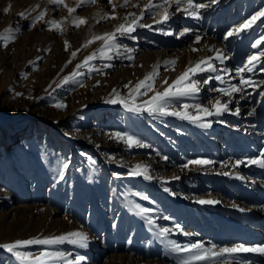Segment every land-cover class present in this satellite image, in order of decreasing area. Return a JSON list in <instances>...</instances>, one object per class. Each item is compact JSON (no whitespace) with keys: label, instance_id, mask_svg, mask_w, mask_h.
Masks as SVG:
<instances>
[{"label":"rangeland","instance_id":"1","mask_svg":"<svg viewBox=\"0 0 264 264\" xmlns=\"http://www.w3.org/2000/svg\"><path fill=\"white\" fill-rule=\"evenodd\" d=\"M148 2L128 0L121 7L124 0H112L111 4L108 0H97L95 4L76 8L77 0H64L69 7L76 8L70 15L66 7H57L49 0H0V212H3L0 244L51 238L73 231H82L89 237L86 248L67 241L21 246L16 251L31 254L24 261L0 249V264H34V257L41 252L56 251L70 253L69 259L85 256L81 264H181L192 253L174 251L168 241L185 245V239L174 226L179 225L177 218L184 209V202L192 209L194 217L187 232L206 231L212 235L216 239H212V243L207 241L206 248L215 246L214 251L224 248L222 244L234 246V240L223 241L218 235L223 230L224 219L237 216L227 213L225 208L212 215L213 206L233 207L235 200H240V194L244 198V204H241L244 209L264 202V168L247 163L249 159L264 157L259 153V145L264 142V106L259 103L264 95V71L251 79V86L244 87L242 94L235 95L242 100L228 103L229 112L240 106L237 115L242 119L240 124L235 116H225L223 122L216 125L203 117L196 122L210 125L201 127L206 130L203 134L212 146L209 157L213 160L203 166L205 170L189 173L184 171L186 167L177 169L175 163V157L180 155V148L176 147L179 139L175 124L184 119L145 110L150 105L144 102L159 92L156 79L150 81L151 90L141 89L143 94H133L132 89L143 79V71H133L132 57L125 60L126 51L138 45L140 40L146 43H141L142 49L136 55L166 52L178 60L187 50L197 53L203 46L219 47L228 32L245 23L244 15L248 17L264 9V0H225L211 12L208 10L215 5L212 0H195L206 5L199 10V18L176 11L177 5L172 4L170 17L162 24L155 21L160 19L163 9L153 8L151 13L145 11L139 21L150 27L136 25L130 34L115 33L119 24L139 16ZM152 3L162 4V0H152ZM248 5H256L257 9L243 14ZM5 8H8L7 12ZM21 12L25 13L24 17L19 15ZM40 12L45 13L43 19L33 23ZM105 13L115 18L103 19ZM77 16L86 21L79 27L72 24ZM51 20L61 21L63 31L49 30ZM256 26L258 29L256 27L253 34L264 38V16L259 18ZM185 28L190 31L180 36ZM110 32L115 33L118 47L112 48L102 39H93ZM167 32L172 34L166 35ZM241 32L252 31L247 28ZM241 32L227 37L231 38L230 52L235 50ZM197 36L200 37L198 42ZM85 44L87 46L82 47ZM194 46L197 51H192ZM102 47L105 49L103 56L99 52ZM260 48L264 51V42ZM254 52L246 47L238 68L246 65L247 57ZM92 54H95L94 59L82 64ZM77 65L82 66L77 68ZM110 65L112 67L108 69ZM183 71L180 70L178 75ZM65 77L69 78L67 82ZM198 79L200 91L182 97L187 103L182 112L192 116L197 111L196 104L209 107L208 95L217 87L214 82L205 85ZM247 98L250 101L245 102ZM111 99L141 106V111H131L121 102H106ZM161 103L166 104L164 111L168 113L178 112L177 106L181 105L180 101L173 106L168 98ZM57 104L65 107L58 108ZM251 124L257 125L253 131ZM133 132L140 135V141L129 147L127 138L136 136ZM26 133V137L33 135L31 143L15 136ZM11 135L15 138L6 142ZM152 149L171 164L157 167V160L153 159L154 164L152 157L146 155ZM134 157L138 160L134 161ZM199 157V153L194 152L193 158L198 160ZM237 160L243 163L233 167ZM136 165L143 166L139 169L141 176L151 178L135 179L140 176L131 174ZM176 172L182 173L171 177ZM225 172L228 175H224ZM218 177L230 181L225 184V189L215 184ZM131 179H134L133 183ZM200 200L218 203L202 205L197 203ZM13 206L20 213L24 212L20 228L15 225ZM142 208L150 211L142 213ZM164 217H175L176 223ZM185 219L188 216L185 215ZM184 226L186 228L187 224ZM160 228L170 229L166 239L159 236ZM260 229L258 239L253 243L264 246L263 224ZM248 262V254L237 252L211 260L192 261V264ZM42 264H63V261L46 258Z\"/></svg>","mask_w":264,"mask_h":264},{"label":"bare ground","instance_id":"2","mask_svg":"<svg viewBox=\"0 0 264 264\" xmlns=\"http://www.w3.org/2000/svg\"><path fill=\"white\" fill-rule=\"evenodd\" d=\"M224 1L225 0H217V2L215 3L214 6H212V8L209 7L210 10H208V12H211V10L215 11V9H217ZM256 9H257L256 5L255 6L254 5H248L246 7L245 11L243 12V14L246 12L250 13L252 10H256ZM254 15L255 14H251L248 17H246L244 15V20L248 21ZM261 17H263V16H261ZM258 22H259V18L254 23H252L250 27H248L249 30L252 31L251 33L241 32V34L238 37L237 46H236L235 50H233L232 52H230V50H229V48L231 46V38H227L222 43V45L219 44V47H218V45H214V46L208 45L206 47L203 46L202 50L197 52V53H192V52L190 53L187 50V51L183 52V54L180 56L179 60L174 59V58H176L175 56H173L172 54H169V53L167 54L166 52H158V53L155 52L154 54L151 52H149V53L148 52H142L140 55H136V52L139 49H142V45L144 43H146V42H143L142 40H140L138 45H135L134 47H130L131 51H129V50L126 51L127 57H125V60H127V58L132 57L133 61H132L131 65H132L133 71L136 73L138 71H143V78L145 77L146 74L153 72L154 67H156V70L158 71V75L155 77V79H156V82L158 85L159 92H162L168 85H170L172 83V81H174L179 76L178 72L180 70H182V69L185 70L187 67H190L192 64H195L201 58H208V57L213 58L209 62L213 65V67H215L217 69V71L216 72L197 73L196 75L191 76L190 79L194 78V80H196V78H200V80L199 79L198 80L202 83V81L204 79H207L209 76L215 77V76L219 75L221 77V80L212 79V80H210V82L208 84H212V82L216 83L217 84L216 89L227 88L229 86V84L239 85L240 79L242 77L245 80H251L254 76L261 74L264 71V70H261L262 68H264V56H261V58L258 62H254L250 66L252 68L251 71H247V70H245L244 72L238 71L239 69L246 68V65H248V57L249 56L259 55L260 53H264V51H262L260 48L263 46V42H264L263 36L253 34V30L257 27L256 25ZM257 29H258V27L256 28V30ZM155 40L158 41L159 37L156 36ZM258 40L260 41V43L257 45L256 48H253L252 45L256 44V42ZM137 41L138 40H136V42ZM133 42H134V40H133ZM141 43H143V44H141ZM130 46H131V44H130ZM195 47L196 46H194V48ZM246 47L252 48V50H254L255 52L247 57V59L245 61L246 65H244L242 68H238L240 61L243 59L244 50L246 49ZM217 50H220V53L222 54V56L227 57L226 59H223L222 62L219 59H215V57L217 56ZM122 60H124V59H121L120 61H122ZM172 60L175 61L174 65L165 63L166 61H172ZM128 61H129V59H128ZM178 61H180V62H178ZM111 67H112V65H110V67H108V69H111ZM121 68H123V67L121 66ZM124 68H123V70H125ZM125 74H127V72L123 73V75H125ZM165 81H167V83H165ZM185 83H187V82L185 81ZM216 89L214 90V88H213L210 91L211 93L208 95V99L210 101L209 107H208L209 109H211L212 103L216 99H220V101L222 103H227V104L229 102H231L232 100H238V101L242 100V97H240V98L235 97V95H237V94H242V91L238 92V93H233L232 96L229 97V96H225L222 93L216 91ZM182 97L185 98V96H177V97L168 98L169 102L172 103L173 106L174 105L176 106L177 102L179 103L181 101V105L177 106L178 112L185 111L187 108V107H184L185 105H187V103L182 101ZM244 101L248 102V101H250V99L247 98V100H244ZM259 103L263 104V106H264V95H262L260 97ZM239 107L240 106L235 107L234 111H232V112L227 111V112H229V115L226 114L227 112H224L220 116H215V115L207 116L202 112L196 111L194 113V116H200L201 118L202 117L206 118L208 123L211 122L214 125L219 124L220 122H223L225 116H229L230 118L235 116L237 123L240 124L242 122V119H240L237 115L233 114L236 111V109ZM176 117H180V116H176ZM180 120L181 121H178V122H176L177 124H175V125H177L176 131L178 133V139H179V143L176 145V147L180 148V155L175 157V163L177 165V169H181L182 167H184L185 164H187L188 166L184 170L186 172L192 173V171L194 172V170H198V169L199 170H201V169L205 170V168L203 166H205L207 164H204V165L190 164L188 162L191 160H195L193 158L194 152L199 153L200 157L198 160H208V161L213 160V157H211V159L209 157L211 155L210 149L212 148V146L208 144L209 140L207 139V135L203 134V132H205L206 130L204 131V129L201 127V125L196 123V122L195 123L187 122L186 119H184V120L180 119ZM246 122L248 123L249 121L247 120ZM254 127H257V125L251 124L250 130L253 131ZM133 133H135V132H133ZM26 135H28V133H26L24 135H15V136L17 138L25 139L27 142L31 143L33 141V137H32L33 135H31V137H26ZM133 135L137 136V137L136 136H130L133 141H140V139H139L140 135L137 134V132ZM15 136L11 135V136L7 137L5 139V141L9 142V141L13 140L15 138ZM180 140H182V142ZM127 144H128V141H127ZM173 148H175V147H173ZM259 148H260V150H259L260 154L262 152H264V142L260 143ZM170 152L174 156V151L172 149H170ZM146 155L152 157L151 158L152 160L153 159L157 160V162H158L157 167L163 168V167H166V165H169V163H170L163 156H160V154H158L155 149L151 153H149V154L147 153ZM158 157H159V160H158ZM118 158H123V157L119 156ZM133 159H134V161L138 160L137 157H134ZM263 159H264V157H263ZM154 164H155V161H154ZM209 164H211V163H209ZM181 173L182 172H179V173L176 172V173L172 174L171 177L179 175ZM140 177H142L141 179H143V178H145V175L135 176L134 178L139 179ZM131 181L133 183L134 179H131ZM217 183L222 187L220 189H225L226 188L225 184L230 183V181L229 180L225 181L224 178L220 179V177H218L215 184H217ZM148 185H149V183H148ZM155 185H157V184H155ZM164 186H168V185H164ZM239 194H240V192L237 194V196ZM249 197L252 198V196H249ZM239 198H240V200L239 199L235 200L234 205L236 207H222L221 205H215L212 207V209L210 211L212 213V215H213V213H217V212L219 213L220 211H222V208H225V211H227V213L232 214V215L234 214L237 216L235 219H230L231 215H230V218L224 217L225 219L223 221L224 222L223 230L221 231L220 235H218V237L220 240H223V241L234 240L235 241L234 246L235 245H244L245 247L260 246L256 243H253V242L257 241V239H258L257 237L259 236L260 232L262 231L260 229L261 224L264 225V216L262 217V215H261V214L264 215V202L262 204L257 205V206L252 205V207H250L251 206L250 205L249 207L244 209V207L241 206V204H244V200H243L244 198H243V196H241V194L239 195ZM176 202H178V201H176ZM182 207L184 209H182V211L180 212L181 215L179 216L180 218H177L178 219L177 223L180 226V229H178L179 235H182L183 238L185 239L184 244L199 242L203 245L204 248H206L208 246L207 241L212 243V239H216V238L212 237V235H210L209 233H206V231L205 232L195 231L193 233V235H191V236L184 235L183 233L189 231L188 230L189 228L191 229L192 218H194V217H193V211L187 205V203L185 205V202H184ZM241 209H243V211H241ZM11 211L13 212V215L17 219L15 222V225L20 228L21 224H23V222H22L23 218L22 217H23L24 212L20 213L16 209V207H14V206L11 207ZM184 214L186 216H188V219H185ZM221 216L222 215H219L220 218H221ZM2 217H3V212H0V222L2 221ZM175 219H176L175 217H169V221L171 223H173L175 221ZM175 223L176 222H174V224ZM185 223L187 224L186 228L184 226ZM222 246L226 247L227 245L222 244ZM244 253L248 254V256L250 257V263L248 262V264H264V255H261L258 252H244ZM247 261H249V259ZM88 264H94V263L88 262ZM157 264H159V263H157Z\"/></svg>","mask_w":264,"mask_h":264},{"label":"snow or ice","instance_id":"3","mask_svg":"<svg viewBox=\"0 0 264 264\" xmlns=\"http://www.w3.org/2000/svg\"><path fill=\"white\" fill-rule=\"evenodd\" d=\"M97 0H77L76 3V8L82 7L85 4H95ZM108 2L111 4L112 0H108ZM217 0H212V3H216ZM50 4L56 5L57 7L63 5L64 7L67 8L69 14L71 15L73 12L76 11V8L69 7L67 4L64 3V0H49ZM128 3V0H124V4L120 5L121 7L125 6ZM172 4L177 5L176 11H183L186 15L192 16L199 18V10L201 8L206 7L205 4L203 3H198L195 2V0H162V4H153L152 0H149L148 4L145 5L144 9L141 11V14L139 16H136L134 19H132L128 23H121L117 26L115 33H120L121 35L124 34H130L131 32L135 31L136 25L140 27H150V25H144L140 24L139 21L143 19L145 11L151 13L153 8H162L163 11L160 15V19L156 20L155 23L157 24H162L165 23L169 17V7H171ZM164 5H168V7H164ZM136 7L137 5H133ZM183 6V7H182ZM115 10V5H113V11ZM8 11V8H5V12ZM44 12H40L37 17L33 20V23H35V20H40L43 19L44 17ZM21 17L25 16L24 12L19 13ZM131 16H135L134 13H129ZM261 16H264V9H262L260 12H257L250 20L245 21L244 24H241L239 27L236 29L230 31L227 33V36L225 39H227L228 36L233 35L234 33H239L246 28L250 27L252 23H254L258 18ZM103 19H108V18H115V17H110L108 13H105L104 16L102 17ZM127 17H125V21H127ZM86 21L81 18V17H75L72 21V24L76 27H79L80 24L85 23ZM61 21H56V20H51L48 22L49 24V30H56V31H63L61 28ZM16 31H19V28L15 29ZM6 31H11V29H6ZM190 29L185 28L183 29L182 32L179 33L180 36H183L185 33L189 32ZM115 33H105L104 36H96L93 39H102L104 40V43L106 46L110 45V47H118V45L115 44V39L116 35ZM166 35H171V32L165 33ZM7 39V38H5ZM197 42L200 40V37H196ZM92 41H88V43H91ZM111 42V43H110ZM260 43L258 40L256 44H253V48H256L257 45ZM87 44L82 45V47H86ZM68 43L65 41V50H67ZM105 49L102 47L99 49L100 55H104ZM129 51H131L129 49ZM192 51H197V49L193 48ZM73 56L76 55L75 52L72 53ZM261 56H264V53H260L259 55H252L248 57V65H246V68L239 69V72H244L245 70L251 71L252 68L250 67L254 62H258L261 58ZM95 54L89 55L85 58V60L82 62V64H87L89 61L94 59ZM109 59L111 57H108ZM131 58V57H130ZM227 57L222 56L220 53V50H217V56L215 59L223 61V59H226ZM212 57L208 58H201L199 61H197L195 64H192L190 67H187L170 85H168L162 92H157L154 96L151 97L150 100L145 101V105H150V107L146 108L145 110L148 111H159L161 114H167V115H175V116H180L184 119H189L193 122H197L198 120L201 119L200 116H192L189 115L187 112H165L164 108L166 107L165 103H161L166 100V98H171V97H177V96H185L189 94H194L200 91V88L198 87V81L190 79L191 76L196 75L197 73L201 72H216L217 69L213 67V65L209 62ZM166 64H175V61H166ZM82 65H77V68L81 67ZM106 67L108 65H105ZM261 70H264L262 68ZM226 71V70H225ZM75 75V73H73ZM158 75V71L156 70V67H154L153 72L148 73L145 75V77L138 81L135 85V87L132 89V93H140L141 89H147L151 90L152 88V83L150 81H153L154 78ZM69 78L65 77V82H67ZM216 79V80H221V77L219 75L213 77L209 76L207 79L203 80V84L207 85L210 80ZM185 81H188L185 83ZM223 82V81H222ZM131 83V82H130ZM167 83V81H165ZM252 81L251 80H245L243 77L240 79L239 85L236 84H229L227 88H219L216 89V91L222 93L225 96L231 97L233 93H238L243 90L244 87L246 86H251ZM125 87H128V85H125ZM113 92L115 93V89H113ZM130 98L134 99V96H130ZM107 103H117L121 102L124 104V107L129 108L131 111L134 112H139L141 111V106H136L135 104L129 105L127 101H118L117 99H111L106 101ZM58 108H63L65 105L63 104H57L55 105ZM184 107H187L185 105ZM196 109L198 112H202L207 116H220L224 112L229 111L228 104L227 103H222L220 99H216L212 103L211 109L207 107H202L200 104L195 105ZM238 115L239 114V108L236 109V111L233 113ZM251 115V113H249ZM201 126L207 127L210 126L209 124H203ZM117 136L120 134L117 133ZM128 145L129 147L132 146L133 143H139L138 141H133L131 137L127 138ZM143 146V145H140ZM261 156H264V152L261 153ZM166 159V158H165ZM188 163L190 164H209L212 163V161L208 160H191ZM243 163L241 160H237L233 167H236ZM248 164H257L260 168H264V159L261 158H256V159H249L247 161ZM188 165L185 164L184 167H187ZM64 167H67V165H64ZM143 166L142 165H136L135 168L132 170L133 175H140L141 172L139 169H141ZM224 175H228V173H223ZM151 177L145 176V179H150ZM167 191V189H165ZM198 203L201 204H208V203H218V201H211V200H200ZM233 207H236L233 205ZM142 213H147L150 211V209L147 208H142L140 210ZM243 211V209H241ZM164 219H169L168 217H164ZM149 223H152L151 220L148 221ZM177 229H180L179 225H175ZM170 231L168 228H160L159 229V236L162 239H166L167 233ZM186 236H191L193 235L192 233H183ZM69 242L71 244L77 245L81 248H86L88 247L89 243V237L86 233L82 231H73L69 232L60 236H55L51 238H43V239H37V238H32L28 240H17L12 243H5V244H0V249H4L9 253H12L15 255L18 259L24 261L28 260L29 256L31 254L29 253H20L16 251L17 248L21 246H26V245H31V244H39V245H48V244H56V243H62V242ZM168 243L172 246V249L174 251H185V252H190L192 253L191 256H189L187 259L183 260L181 264H192V261L196 260H201V261H206V260H211L215 257H220L224 256L225 254H234L237 252H258L261 255H264V246H254V247H245L244 245H235L233 247H224L220 248L218 251H214V247L212 248H204L203 245L199 242L197 243H190V244H185L183 246L179 245L175 241H168ZM71 254H66L64 252L56 251V252H41L38 256L34 257V264H42V262L45 261V259H51V260H60L63 261V264H81L82 261H85L86 257L83 255H76L74 259H69V256Z\"/></svg>","mask_w":264,"mask_h":264}]
</instances>
